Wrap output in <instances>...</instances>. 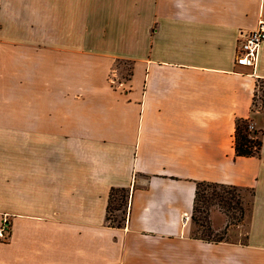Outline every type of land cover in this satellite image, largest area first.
<instances>
[{
  "label": "crops",
  "instance_id": "crops-1",
  "mask_svg": "<svg viewBox=\"0 0 264 264\" xmlns=\"http://www.w3.org/2000/svg\"><path fill=\"white\" fill-rule=\"evenodd\" d=\"M260 16L264 0H0V264H264V43L236 64ZM239 119L258 156L237 155ZM199 182L249 192L242 240L191 233Z\"/></svg>",
  "mask_w": 264,
  "mask_h": 264
},
{
  "label": "rangeland",
  "instance_id": "rangeland-1",
  "mask_svg": "<svg viewBox=\"0 0 264 264\" xmlns=\"http://www.w3.org/2000/svg\"><path fill=\"white\" fill-rule=\"evenodd\" d=\"M259 96H261V98L263 99L264 92H262L261 94L259 93ZM209 187L204 186L202 188V191L206 190L203 193L206 201L202 200L201 197V200L198 201V206L194 213V219H192L193 229L191 233L194 236L203 237L207 239L242 240L244 238L245 229L243 226L239 227L244 223V219L239 220L240 212L238 211V209L225 210L218 205H214L217 202L216 199H212L213 196H211L214 188ZM215 189H217V191L221 190V188L219 187ZM235 195L242 196V200L245 207V201H247L249 192L241 190L240 192H235ZM126 197L127 192L115 191L113 193L109 210L110 224H117L123 221V211L126 205ZM224 218L226 220V225L221 230H215L214 224L221 225L223 223Z\"/></svg>",
  "mask_w": 264,
  "mask_h": 264
},
{
  "label": "trees",
  "instance_id": "trees-1",
  "mask_svg": "<svg viewBox=\"0 0 264 264\" xmlns=\"http://www.w3.org/2000/svg\"><path fill=\"white\" fill-rule=\"evenodd\" d=\"M262 102L264 103V99H262ZM262 103V104H263ZM254 105L257 106V98L254 100ZM249 124L250 121L244 120V119H239L236 124V130H235V150L237 155L239 156H258L261 152V146H262V140H261V133L259 131L255 130H250L249 129ZM204 186H210L209 188H214L211 196H213L212 199H216V203L214 205L220 206L222 209H238L240 212V219L243 220L245 218L246 214V207H244V203L242 200L241 195H235V192L241 191L243 189L235 186H227V185H221V184H212V183H205V182H199L197 183V190H196V197H195V206H194V212L192 215V219H194V213L196 211V208L198 206V201L205 200L204 196V191H202V188ZM221 188L220 191H217L215 188ZM232 189V190H231ZM115 191H123L126 192V190H118V189H113L111 192V197H110V205H111V199L113 197V193ZM201 197V198H200ZM126 202H127V197H126ZM109 210L110 206L108 209V215L107 219L109 220ZM228 212V211H227ZM228 215V214H227ZM229 216V215H228ZM230 217V216H229ZM113 225H118L120 226L121 223L113 224Z\"/></svg>",
  "mask_w": 264,
  "mask_h": 264
},
{
  "label": "built area",
  "instance_id": "built-area-1",
  "mask_svg": "<svg viewBox=\"0 0 264 264\" xmlns=\"http://www.w3.org/2000/svg\"><path fill=\"white\" fill-rule=\"evenodd\" d=\"M264 43V17L260 16L257 27L253 31L242 37L236 64L255 68L258 64L260 48ZM249 129L254 130L253 124H249ZM11 231V221L8 215H4L0 223V241H6Z\"/></svg>",
  "mask_w": 264,
  "mask_h": 264
}]
</instances>
